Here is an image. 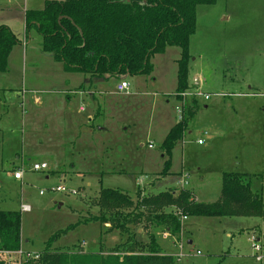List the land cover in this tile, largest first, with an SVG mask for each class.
I'll list each match as a JSON object with an SVG mask.
<instances>
[{
    "label": "rangeland",
    "instance_id": "374dc122",
    "mask_svg": "<svg viewBox=\"0 0 264 264\" xmlns=\"http://www.w3.org/2000/svg\"><path fill=\"white\" fill-rule=\"evenodd\" d=\"M46 1L0 0V25L21 40L10 53L9 71L0 72V85H6L0 90V210L21 212L23 250L42 252L51 236L72 225L53 248L111 252L125 242L119 231L90 221L98 215L95 199L102 188L133 199L138 188L144 196L189 189L199 202L213 203L220 198L223 173L240 172L251 175L252 189L264 199V0L199 6L190 80L203 77L202 91L211 96L198 99L168 176L162 174L161 146L180 116L175 96L180 48L156 54L150 75L99 79L66 71L42 51L36 28L26 30V11L43 9ZM26 36L29 44L22 45ZM123 80L130 95L118 91ZM31 88L43 91L40 107L32 94L25 95ZM89 89L93 95L84 94ZM91 129L95 134L83 135ZM42 161L48 169L32 170ZM18 169L24 170L22 180L14 177ZM23 202L30 211L22 210ZM182 221V232L168 237L167 230L148 222L135 229L144 242L155 232L163 254L183 255L180 264H264L253 248L254 231H264L263 218Z\"/></svg>",
    "mask_w": 264,
    "mask_h": 264
},
{
    "label": "trees",
    "instance_id": "16d2710c",
    "mask_svg": "<svg viewBox=\"0 0 264 264\" xmlns=\"http://www.w3.org/2000/svg\"><path fill=\"white\" fill-rule=\"evenodd\" d=\"M216 3L217 0H47L43 9L26 11V30L29 33L36 28L42 37V51L62 62L66 71L99 79L150 75L154 70L152 58L168 47H178L181 53L175 96L179 102L181 93L192 85L190 44L197 31L198 8ZM20 43L9 26L0 25V72L8 71L10 53ZM198 107L197 99L188 100L182 119L162 142L165 176L172 167L174 148L189 129ZM95 205L99 212L90 221L109 225L108 231L117 230L127 236L125 242L112 247L111 252L93 253L77 246L53 248V243L72 225L51 236L39 259L22 264H180L177 257L162 253L155 232L149 233V241L144 242L139 240L135 227L148 222L177 235L183 230L182 216L264 219L262 194L252 189L251 175L240 172L223 173L221 195L213 203L199 202L189 189L144 196L138 188L133 199L122 190L102 188ZM254 234L264 252L261 237ZM21 247V212L0 210V251ZM0 264L4 260L0 259Z\"/></svg>",
    "mask_w": 264,
    "mask_h": 264
},
{
    "label": "built area",
    "instance_id": "2783aa9c",
    "mask_svg": "<svg viewBox=\"0 0 264 264\" xmlns=\"http://www.w3.org/2000/svg\"><path fill=\"white\" fill-rule=\"evenodd\" d=\"M202 85H203V82L201 78L194 77L191 88L181 93L180 95L181 99L179 100L180 104L177 106V110L180 113L179 120L182 119L184 106L188 100H192V99L198 100L200 97H204L205 99H208L211 96L210 94H207L202 91ZM129 87H130L129 82L122 81L118 87V91L120 93H123V92L128 93ZM221 95H225V94H221ZM199 143H202V141L200 140ZM150 147H152V145H150ZM48 168H49V165L47 162H36L33 165L32 170L41 171V170H46ZM14 177L18 180H22L24 177V170L23 169L15 170ZM56 190L66 191V188L58 187ZM73 193H76V192L73 191ZM21 206H22L23 211L31 210V206L25 202H23ZM182 219H188V218L187 216H182ZM168 235H170V233H164V236L168 237ZM253 248L256 251L255 253L257 255L256 259L258 261H263L264 256L262 254H259L260 252H262V246L259 240L256 239V236L253 237ZM197 254L200 255L201 252L198 251ZM39 257H40V253H32L30 251H25L22 249V247L21 249L16 250V251H0V259L4 260V264H22L28 260H37L39 259ZM176 257L178 261H181L183 255L179 254Z\"/></svg>",
    "mask_w": 264,
    "mask_h": 264
},
{
    "label": "crops",
    "instance_id": "0c3cea01",
    "mask_svg": "<svg viewBox=\"0 0 264 264\" xmlns=\"http://www.w3.org/2000/svg\"><path fill=\"white\" fill-rule=\"evenodd\" d=\"M25 44H29V37L28 36H26V41H24V43L22 42V45H25ZM168 49V48H167ZM166 49V50H167ZM190 50H191V46H190ZM192 54V53H191ZM9 69H10V66H9ZM9 69H8V71H9ZM201 76V75H200ZM195 77H197V75L195 76ZM199 78V77H198ZM201 80H202V82H204V80H203V77H201ZM123 81H126V80H123ZM121 84V83H120ZM119 84V85H120ZM204 84V83H203ZM119 85H118V87H119ZM4 86H6V85H3V87H2V85H0V90L2 89V88H5ZM29 91V92H28ZM26 93H25V95H30V94H32V97H31V99L33 98L34 99V102L40 107L41 105H42V102H43V99H42V97L41 96H39L38 94H40L41 92H43V91H41V90H38V89H36V88H31L30 90H28ZM18 92V91H17ZM83 92V90H79L78 91V93H82ZM87 92L88 93H90V95H93V92H92V89H89V91H86V92H84V94H87ZM83 94V93H82ZM83 94V95H84ZM123 94H126V95H130V91L128 92V93H126V92H123ZM93 97V96H92ZM25 100H27V98H24ZM206 107H208V106H206ZM83 111H85V108H84V106H80V108H79V112L81 113V112H83ZM89 121H92L93 120V118H92V114H90L89 116H88V118H87ZM79 134L80 135H82V132H79ZM92 134H95V132H93V130L91 129V130H89V132L87 133V132H84V134L83 135H92ZM82 135V136H83ZM42 162H46V161H42ZM256 232H258L259 233V235H260V237H261V239H262V237L264 238V236H263V234H264V231L261 229V231L260 230H258V229H256L255 231H254V233H256ZM258 235V234H257ZM262 241V244H263V246H264V239H262L261 240Z\"/></svg>",
    "mask_w": 264,
    "mask_h": 264
},
{
    "label": "water",
    "instance_id": "95a60500",
    "mask_svg": "<svg viewBox=\"0 0 264 264\" xmlns=\"http://www.w3.org/2000/svg\"><path fill=\"white\" fill-rule=\"evenodd\" d=\"M189 243H191V241Z\"/></svg>",
    "mask_w": 264,
    "mask_h": 264
}]
</instances>
